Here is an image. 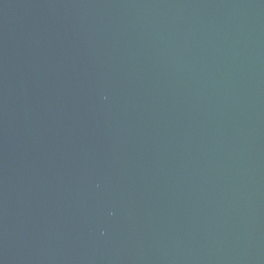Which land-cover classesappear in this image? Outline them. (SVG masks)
I'll list each match as a JSON object with an SVG mask.
<instances>
[{"label":"water","instance_id":"obj_1","mask_svg":"<svg viewBox=\"0 0 264 264\" xmlns=\"http://www.w3.org/2000/svg\"><path fill=\"white\" fill-rule=\"evenodd\" d=\"M0 264H264V0H0Z\"/></svg>","mask_w":264,"mask_h":264}]
</instances>
